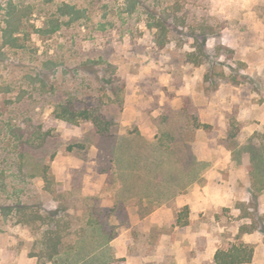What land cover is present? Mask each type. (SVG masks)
Instances as JSON below:
<instances>
[{"label": "rangeland", "instance_id": "rangeland-1", "mask_svg": "<svg viewBox=\"0 0 264 264\" xmlns=\"http://www.w3.org/2000/svg\"><path fill=\"white\" fill-rule=\"evenodd\" d=\"M65 5L78 10L70 24L71 17L61 15ZM12 16L20 23L7 38ZM54 20L62 27L46 33ZM159 22L166 27L161 33ZM87 59L97 63L86 69ZM231 70L249 80L233 84ZM37 73L44 75L45 87ZM115 75L125 84L121 106L103 81ZM66 97L77 108L113 120V134L138 130L150 141L164 114L187 110L208 126L194 128L190 141L198 159L209 163L201 183L216 161L227 160V154L232 160L221 144L229 131H237L241 143L264 135V0H0V231L16 232L25 250L33 235L18 223L16 212L2 208L24 202L45 215L66 206L79 225L85 210L95 213L114 204V168L97 146L83 141L92 124L55 118V104ZM28 124L51 129L63 143L50 163L49 185L40 177L24 183L16 175L10 128ZM248 164L246 158L234 171L240 181L251 182ZM250 193L251 201L237 204L238 216L223 209L211 219L201 214L192 226L212 230L243 217L264 241V192L254 197L251 183ZM179 197L146 217L137 207L128 209L127 219L112 217L117 237L111 244L115 256L125 259L120 264H193L205 252V239L192 243L191 211L177 206Z\"/></svg>", "mask_w": 264, "mask_h": 264}, {"label": "trees", "instance_id": "trees-1", "mask_svg": "<svg viewBox=\"0 0 264 264\" xmlns=\"http://www.w3.org/2000/svg\"><path fill=\"white\" fill-rule=\"evenodd\" d=\"M127 1V0H126ZM136 2V0H130ZM61 15L71 17L69 24L78 18L76 8L65 5ZM13 16L8 22L7 38H12L18 31V22ZM13 22V23H12ZM53 28L46 33L59 31L63 23L53 21ZM162 31L166 30L161 22L155 24ZM13 26V27H12ZM163 47V45L161 46ZM228 53H233L227 49ZM205 55V52L200 50ZM205 57V56H204ZM207 59V56L205 57ZM99 62V61H98ZM104 62V61H103ZM97 62L87 59L82 65L88 69ZM201 64V62H198ZM107 67H113L108 63ZM214 67V66H213ZM42 73H37L38 80L46 86ZM222 76L225 74L222 72ZM208 78V76H207ZM235 85L246 83L249 76L231 70L228 76ZM103 81L109 86L116 102L121 106V93L125 88L122 79L115 75L113 79ZM49 88V87H47ZM54 92V88L48 89ZM56 119L71 125L90 122L91 132L83 140L95 145L108 156L115 174V196L111 208H104L95 213L87 209L79 225H76L69 208L61 206L46 211L43 215L34 211V207L24 202L6 206L4 212H16L18 223L33 235L27 242L29 256L37 259V264H120L125 259L115 256L112 241L117 237V227L112 217L117 220L128 218V209L138 208L142 217L150 215L158 207L170 205L181 194L201 181L209 163L200 161L190 141L193 129L207 128L187 110H170L161 117L158 134L150 141L138 130L126 135H116L110 131L113 120L102 117L97 110L77 108L70 97L55 104ZM16 153L17 176L24 183L35 178H42L48 185L51 182L50 163L54 160L63 143L51 129L43 125L28 124L27 127L10 128ZM83 143V144H84ZM83 144L79 147H84ZM221 144L231 152L232 160L238 166L248 158V173L251 178L254 197L264 192V135L255 133L245 143H241L237 131H229ZM68 150L73 147L69 146ZM89 211V212H88ZM184 211H188L185 207ZM178 226H184L180 221ZM25 243V242H22ZM253 248L247 244L233 246L229 250H218L215 264L250 263Z\"/></svg>", "mask_w": 264, "mask_h": 264}, {"label": "crops", "instance_id": "crops-1", "mask_svg": "<svg viewBox=\"0 0 264 264\" xmlns=\"http://www.w3.org/2000/svg\"><path fill=\"white\" fill-rule=\"evenodd\" d=\"M226 158L227 160L216 161L205 173L203 181L193 185L189 193L179 197L176 202L178 207H189L191 211V238L195 239L192 243L196 244L198 239H205V252L197 255L193 264H215L218 250H229L240 244L250 245L254 250L252 261L242 264H264V241L247 219L239 217L232 225L212 227V230L203 224L195 229L192 226L201 214L211 219L223 209H230L233 215L238 216L237 204L253 199L249 178L245 177L240 181L235 176L234 171L242 166L229 160L228 154ZM260 203L264 212V194L260 197ZM163 212L161 208V213ZM221 219L223 222L225 218ZM15 234L0 231V264H37V259L29 256V251L23 248L21 240Z\"/></svg>", "mask_w": 264, "mask_h": 264}]
</instances>
